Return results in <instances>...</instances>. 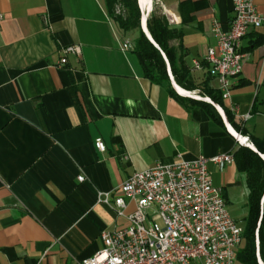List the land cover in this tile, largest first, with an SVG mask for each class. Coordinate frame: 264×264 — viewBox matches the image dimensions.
Here are the masks:
<instances>
[{
	"label": "crops",
	"instance_id": "obj_1",
	"mask_svg": "<svg viewBox=\"0 0 264 264\" xmlns=\"http://www.w3.org/2000/svg\"><path fill=\"white\" fill-rule=\"evenodd\" d=\"M157 1L168 22L183 31L180 42H171L181 63L195 83L209 79L218 89L203 59L216 44L212 22L227 29L232 20L231 0ZM253 4L264 14V0ZM135 37L119 28L104 0H0V264H79L101 250L102 230L126 228L134 210L125 199L118 215L98 201L99 193L112 197L132 172L178 155L212 158L231 154L237 138L264 137L258 129L264 120V27L242 38V70L223 99L245 135L218 104L211 101L222 125L146 78L133 51ZM123 41L130 44L126 51ZM70 45L79 53L61 62V49ZM164 60L172 90L186 98ZM97 138L103 152L94 146ZM208 170L227 208L243 209L244 220V174L235 162L222 170L209 162Z\"/></svg>",
	"mask_w": 264,
	"mask_h": 264
},
{
	"label": "built area",
	"instance_id": "obj_2",
	"mask_svg": "<svg viewBox=\"0 0 264 264\" xmlns=\"http://www.w3.org/2000/svg\"><path fill=\"white\" fill-rule=\"evenodd\" d=\"M231 2L232 20L227 29L212 22L216 44L203 59L217 79L222 99L229 97L232 80L242 70V38L264 27V14L256 10L253 0ZM129 47L128 41L121 43L122 51ZM79 51L77 45L64 47L61 62L66 54ZM193 64L196 69L201 67L200 61ZM243 139L237 138V142L246 146L248 138ZM94 146L101 152L105 149L100 138ZM209 162L222 170L234 159L230 153L200 156L194 161L178 155L170 163L132 172L112 197L108 192L99 193L98 201L113 205L118 215L127 206L125 199L134 203V210L126 228L102 230L101 250L79 264H234L243 230L231 217L221 190L213 186Z\"/></svg>",
	"mask_w": 264,
	"mask_h": 264
},
{
	"label": "trees",
	"instance_id": "obj_3",
	"mask_svg": "<svg viewBox=\"0 0 264 264\" xmlns=\"http://www.w3.org/2000/svg\"><path fill=\"white\" fill-rule=\"evenodd\" d=\"M104 2L107 13L122 31L136 32L133 51L146 78L167 88L172 96L186 101L190 107L203 109L212 121L222 125L220 115L209 102L182 98L175 94L166 72L167 66L162 56L164 54L175 82L186 90H198L201 96H206L218 104L223 109L229 124L238 133L245 135L242 122L236 119L232 111L223 104L219 90L209 85V79L195 83L191 71L179 60L177 49L171 42L174 40L180 42L183 31L180 27L169 24L163 10H156V4L153 3L146 20L147 30L155 46L140 27V10L136 0H104ZM116 6L121 8L119 13L115 12ZM249 140L255 151L248 146L239 145L231 153L237 171L244 174L247 189V215L242 224V242L235 257V261L239 264H259L258 257L264 263V137L251 135Z\"/></svg>",
	"mask_w": 264,
	"mask_h": 264
},
{
	"label": "bare ground",
	"instance_id": "obj_4",
	"mask_svg": "<svg viewBox=\"0 0 264 264\" xmlns=\"http://www.w3.org/2000/svg\"><path fill=\"white\" fill-rule=\"evenodd\" d=\"M139 3H140V6H141V9H142V11H143V17H144V19H145V18L150 14V12H151L150 5H151V3H152V0H139ZM147 13H148V15H147ZM145 30H146V28H145ZM146 32L149 33L148 30H146ZM171 81H172V80H171ZM174 81H175V80H174ZM172 84H173V82H172ZM173 86H174V84H173ZM175 86H176V88H177L180 92H182V93L185 94L186 96L189 95V97H193V98H196V99H200V100L205 99L206 101L208 100L207 97H205V96H201V95H199L197 92H191V91H188V90H186V89L180 87L178 84H175ZM182 93H181V94H182ZM208 102H211V100L208 101ZM216 108L218 109L217 106H216ZM218 110H219V109H218ZM231 130H232V129H231ZM238 136H239V135H238ZM240 139H241L242 141H244L243 137H240ZM249 143H250V142H249ZM249 143H247V144H245V145L251 147V146H250L251 143H250V144H249ZM251 148H254V146L251 147ZM261 263H262V262H261ZM262 264H264V263H262Z\"/></svg>",
	"mask_w": 264,
	"mask_h": 264
},
{
	"label": "rangeland",
	"instance_id": "obj_5",
	"mask_svg": "<svg viewBox=\"0 0 264 264\" xmlns=\"http://www.w3.org/2000/svg\"><path fill=\"white\" fill-rule=\"evenodd\" d=\"M154 4H156L155 5V7H157L156 10L157 9L158 10H162V7L159 5V2L157 0L154 1ZM120 11H121V8L119 6H116L115 7V12L119 13ZM128 37H129L130 40H133V34L131 32L128 34ZM166 72H167V75H168V68L167 67H166ZM196 92L199 94V91H196ZM261 128H262V131H264V120H262V124L259 126L258 129H261ZM259 131H261V130H259ZM228 209H229V212L231 214V217H233L234 219L240 221V224H243V221H244L243 220L244 210L241 209V208L234 209L232 207H229ZM234 264H239V263L237 261H235Z\"/></svg>",
	"mask_w": 264,
	"mask_h": 264
},
{
	"label": "water",
	"instance_id": "obj_6",
	"mask_svg": "<svg viewBox=\"0 0 264 264\" xmlns=\"http://www.w3.org/2000/svg\"><path fill=\"white\" fill-rule=\"evenodd\" d=\"M137 1V4H138V7H139V10H140V27H141V29H142V31H143V33L146 35V37L150 40V42H152L155 46H156V44L154 43V41L152 40V38H151V36L149 35V33H147L146 32V30H147V28H146V18L144 19V17H143V13H141V6H140V3H139V0H136ZM145 28H146V30H145ZM162 56H163V58H165L164 57V54H162ZM188 98H192V99H196V98H193V97H189V96H187ZM196 100H200V99H196ZM201 101H206V100H201ZM206 102H208V101H206ZM210 104H212L211 102H209ZM249 147V146H248ZM250 149H252V150H254L255 151V148H251V147H249ZM258 262H259V264H262L261 263V260L259 259V257H258Z\"/></svg>",
	"mask_w": 264,
	"mask_h": 264
}]
</instances>
